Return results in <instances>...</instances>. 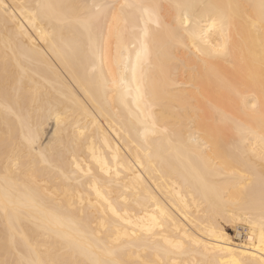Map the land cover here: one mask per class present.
<instances>
[{
    "label": "bare ground",
    "instance_id": "obj_1",
    "mask_svg": "<svg viewBox=\"0 0 264 264\" xmlns=\"http://www.w3.org/2000/svg\"><path fill=\"white\" fill-rule=\"evenodd\" d=\"M261 4L0 0V264H264Z\"/></svg>",
    "mask_w": 264,
    "mask_h": 264
},
{
    "label": "snow or ice",
    "instance_id": "obj_2",
    "mask_svg": "<svg viewBox=\"0 0 264 264\" xmlns=\"http://www.w3.org/2000/svg\"><path fill=\"white\" fill-rule=\"evenodd\" d=\"M261 8H262V10H264V0H262ZM226 22H227V19L226 18L222 19V21H221L222 26ZM218 54H224V55H226L227 54V46L225 45L224 47H222L221 49H219ZM262 241H264V237H262Z\"/></svg>",
    "mask_w": 264,
    "mask_h": 264
},
{
    "label": "rangeland",
    "instance_id": "obj_3",
    "mask_svg": "<svg viewBox=\"0 0 264 264\" xmlns=\"http://www.w3.org/2000/svg\"><path fill=\"white\" fill-rule=\"evenodd\" d=\"M231 234H232V232H231ZM233 235V234H232Z\"/></svg>",
    "mask_w": 264,
    "mask_h": 264
}]
</instances>
